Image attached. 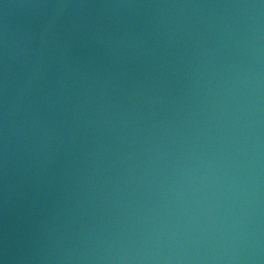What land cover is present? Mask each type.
Listing matches in <instances>:
<instances>
[{
  "label": "water",
  "instance_id": "obj_1",
  "mask_svg": "<svg viewBox=\"0 0 264 264\" xmlns=\"http://www.w3.org/2000/svg\"><path fill=\"white\" fill-rule=\"evenodd\" d=\"M0 264H264V0H0Z\"/></svg>",
  "mask_w": 264,
  "mask_h": 264
}]
</instances>
